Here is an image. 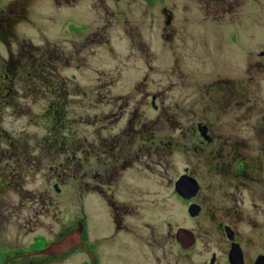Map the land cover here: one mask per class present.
<instances>
[{"label": "flooded vegetation", "instance_id": "flooded-vegetation-1", "mask_svg": "<svg viewBox=\"0 0 264 264\" xmlns=\"http://www.w3.org/2000/svg\"><path fill=\"white\" fill-rule=\"evenodd\" d=\"M242 2L246 3L0 0V44L8 55L0 79V111L11 105L8 97L14 91L16 68H23L24 97H45L48 94L41 93L42 88L52 86V100L44 112L51 114L53 139L45 146L37 140L33 147L24 133L23 177L35 174L44 149L49 150L48 156L61 160L60 168L68 170L69 177L82 181L77 187L87 199L86 206L89 203L103 214L100 225L91 226L85 216L81 227L60 228L56 238L41 249L80 229L77 244L55 257L36 259L35 264H67L69 259L80 260V264H264V90L255 83L256 76H264V44L258 53L261 62L255 68L247 63L239 75L232 69L233 51L224 50L221 56L215 49L205 63L197 48L190 47L185 53L172 49V39L185 35L189 23L191 34L202 38L197 28L204 22L229 21L236 4ZM153 35L159 37L158 47L145 39ZM112 37L125 40L126 47L114 51ZM119 53L141 60L145 77L137 78L136 85L149 80L146 77L155 70L154 59L162 53L160 64L168 84L173 76L199 92V99L184 102L180 115L191 117L194 124L175 127L180 133L177 139L169 135L162 143L153 141L158 119L171 117L165 114L170 108L161 111L155 105L157 97L171 96L169 85L162 93L147 95L155 119L133 125L131 119L136 116H131L127 121L135 135L123 131L109 135L103 129L106 135L94 141L103 145L98 154L91 152L86 137L76 136L74 120L66 121L70 97H127L106 93L105 88L121 81L123 66L135 69V64H124ZM93 54L101 55V62L94 64L102 65L94 72ZM216 54L222 61H214ZM193 59L202 61V67L190 66L185 71L186 60ZM110 63L112 69L107 68ZM64 70L73 73L64 77ZM91 73L97 76L94 94L80 88L90 84ZM51 89L46 86L47 91ZM202 97L213 103L204 106ZM203 114L213 121L199 120ZM122 116L112 113L110 118ZM136 139L140 140L138 147ZM161 148L165 159H158L156 166H162V174H155L150 161L155 149ZM142 149L148 157L140 158ZM138 165H144V170Z\"/></svg>", "mask_w": 264, "mask_h": 264}, {"label": "rangeland", "instance_id": "rangeland-1", "mask_svg": "<svg viewBox=\"0 0 264 264\" xmlns=\"http://www.w3.org/2000/svg\"><path fill=\"white\" fill-rule=\"evenodd\" d=\"M245 1V4L243 2L236 4L235 14L229 17V21L204 22L203 27L197 28L200 30L202 38L191 34L192 28L189 27V23L185 35L172 39V49L175 53H185L189 51L190 47L197 48L199 52L203 53L205 63H207L206 56L215 53V49L220 54L224 50L233 51V55L231 54L234 63L232 69L236 75H239L247 67V63H251L255 68L256 64L261 62L258 53L264 44V0ZM18 31L19 35L22 34L23 24L18 27ZM155 36L145 37L152 47H158L161 44L159 37ZM112 41L115 45L114 51L121 45L122 49L126 47L125 40L121 41L112 37ZM102 50L98 51L102 52ZM158 51L162 52V48H158ZM220 54L219 56L216 54L218 58H215L214 61H222L219 58ZM118 55L119 59L123 58L124 64H135V69L131 70L123 66L120 69L122 75L119 76L121 81L117 85L106 86V93H121L127 97H70L72 104L69 107L70 113L66 121L74 120L73 129L76 136L80 140L86 137L92 145L91 152L98 154L103 145L94 144V141L106 135L102 132L103 129H106L109 135L118 134L121 131L124 134L127 132L131 136L135 135L132 132L134 131L132 126L127 125V121L131 119V116H136L131 119L133 125L139 120L148 122L155 119L151 97H147V95L149 96L153 92L162 93L164 89H169L168 87L171 86V90L173 89L171 96L157 97L155 103L161 111H165V109L169 111L167 108H170L171 112L165 111V114L171 115V117L158 119L159 122L154 126L152 133L155 143L164 142L169 135L177 139L180 133L174 130L175 127L194 124L191 117L180 115V111L184 110V102L189 101L188 104H191L195 98L199 99V92L186 88L173 76L170 80L171 84H168L163 73L164 65L160 64L164 61L162 53L160 58L154 59L155 70L148 74L146 79L149 78V80L144 85H136L137 78L140 81L145 77V70L139 64L141 60L137 57H134L133 60L128 59L126 53ZM7 58L6 48L2 43L0 44V79L6 72ZM95 62H101L100 54L92 55V72L100 70L102 67V65H95ZM202 64V61L195 59L186 60L183 69L189 71L188 67H202ZM107 68L112 69V63ZM22 69L20 67L14 70L17 75L16 82L13 85V93L8 97L11 100V105L3 106L0 111V264H29L30 260H32V264H35L36 258L21 256L31 251L41 250L47 242L56 238V234L61 231L60 228L81 227L85 216L91 226L100 225L103 221L101 209L94 208L89 203L86 206L87 199L83 198V191L77 187L82 181H75L69 177L68 170L60 168L61 160L54 161L48 156L51 155L49 150L44 149L43 160L38 165L35 174L23 177V137L28 136L26 137L27 142L31 143L33 147L37 140L43 142L45 146L51 143L53 138L51 114L44 112L52 100L50 97L52 86L45 84L42 88L41 93L48 94L45 97L41 98L38 94L33 97H24L27 88L23 84ZM70 72L73 73L72 70H64L63 76L69 77ZM259 77L256 76L258 80H255V83L261 85L264 90V76ZM90 78V84L80 86V88L87 93L91 91L94 94L98 89L94 83L97 76L91 73ZM46 86L51 90L47 91ZM261 97H264V93ZM202 99L204 106L209 102L213 103L206 97H202ZM197 108L201 107H191L194 110ZM112 113L123 114V116L121 119H114L115 117L111 119ZM156 115H159V112ZM213 119V117H205L203 114L199 120L213 121ZM171 127L173 129H170ZM65 135L67 137V131ZM139 142L140 140H135V147H138ZM109 145L111 144L109 143ZM127 146L131 145L127 144ZM142 147L144 146L142 145ZM188 147L190 148V146ZM35 153L36 151L33 150L32 154ZM139 153L140 158L148 157L143 149L139 150ZM158 159L162 162L165 159L162 148L161 151L155 149V155L150 161L151 172L162 174V166H156ZM138 166L144 170V165ZM58 175H61V181H56ZM54 185H57L59 192L55 191ZM76 223L77 225H75ZM67 264H80V260L69 259Z\"/></svg>", "mask_w": 264, "mask_h": 264}, {"label": "water", "instance_id": "water-1", "mask_svg": "<svg viewBox=\"0 0 264 264\" xmlns=\"http://www.w3.org/2000/svg\"><path fill=\"white\" fill-rule=\"evenodd\" d=\"M80 229L71 232L68 234L61 242L51 244L49 247L42 251H35L22 255L23 257L28 258H44V257H55L62 252L69 250L76 244V241L79 239Z\"/></svg>", "mask_w": 264, "mask_h": 264}]
</instances>
